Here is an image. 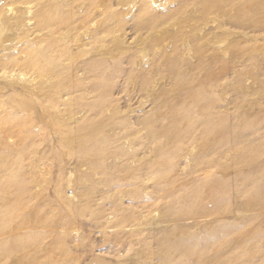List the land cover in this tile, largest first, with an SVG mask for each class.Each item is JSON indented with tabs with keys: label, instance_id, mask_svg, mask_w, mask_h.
<instances>
[{
	"label": "rangeland",
	"instance_id": "1",
	"mask_svg": "<svg viewBox=\"0 0 264 264\" xmlns=\"http://www.w3.org/2000/svg\"><path fill=\"white\" fill-rule=\"evenodd\" d=\"M0 264H264V0H0Z\"/></svg>",
	"mask_w": 264,
	"mask_h": 264
},
{
	"label": "bare ground",
	"instance_id": "2",
	"mask_svg": "<svg viewBox=\"0 0 264 264\" xmlns=\"http://www.w3.org/2000/svg\"><path fill=\"white\" fill-rule=\"evenodd\" d=\"M224 2H225V1H224ZM219 4H220V3H219ZM42 14H43V13H42ZM50 17H51V16H50V12H46V13H44V15L41 16V25L44 24V23H51L50 20H49ZM54 23H55V21L53 22V24H54ZM17 229H18V227L15 226L12 230L15 231V230H17ZM20 258L22 259L23 256H21Z\"/></svg>",
	"mask_w": 264,
	"mask_h": 264
}]
</instances>
